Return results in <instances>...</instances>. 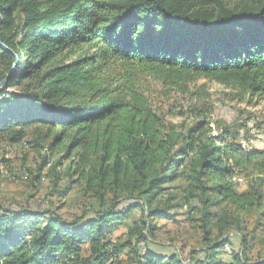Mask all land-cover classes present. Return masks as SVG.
<instances>
[{
  "label": "trees",
  "instance_id": "obj_1",
  "mask_svg": "<svg viewBox=\"0 0 264 264\" xmlns=\"http://www.w3.org/2000/svg\"><path fill=\"white\" fill-rule=\"evenodd\" d=\"M211 3L218 8L206 10ZM255 4L235 11L218 0H0V138L19 145L33 132V149L62 151L68 185L93 201L71 218L46 202L0 206V264H264L246 258L241 233L238 252L224 251L228 237L214 255L190 261L153 250L132 226L125 240L115 234L134 211L169 218L163 195L180 180L207 238L212 222L221 236L241 232L238 219L213 211L221 204L264 208V147L246 151L233 125L212 136L199 109L195 125L174 126L147 87L152 79L192 95L205 79L264 102V0ZM239 175L254 180L250 192L236 191Z\"/></svg>",
  "mask_w": 264,
  "mask_h": 264
},
{
  "label": "rangeland",
  "instance_id": "obj_2",
  "mask_svg": "<svg viewBox=\"0 0 264 264\" xmlns=\"http://www.w3.org/2000/svg\"><path fill=\"white\" fill-rule=\"evenodd\" d=\"M209 1V0H201ZM214 1V0H213ZM223 7L229 10H251L256 8L257 0H218ZM216 3L206 5L205 9L213 11L218 8ZM148 95L150 96L157 111L164 116L167 122L174 126L181 127L183 124L193 126L199 120L194 114V109H199L206 121L209 123L208 130L212 136L221 134L222 128L233 125L234 130L239 133V144L246 151L253 149H263L264 147V102L252 100L249 97L239 98L231 89H228L215 81L201 79L192 95H182L169 91L162 85L148 80ZM201 120V119H200ZM29 132L28 139L22 144L14 145L3 138H0V206L4 209L16 210L21 205L32 204L33 208L42 202L50 204L59 214L66 218L81 216L86 208L93 201L83 196L79 188H74L73 184L68 185L65 178L67 172V160H61L62 151H49L33 149L29 143L37 136ZM50 161L48 166L41 172L40 179L34 180L38 175L37 170L43 158ZM5 161V162H4ZM62 161V165H59ZM251 177L236 176L234 183L238 193L251 191L253 183ZM73 190L63 192L66 187ZM264 191V186L262 188ZM188 183L178 181L166 186L163 199L170 206L167 212L169 218L150 217L145 220L141 211H134L128 221L130 224L122 225L116 231V236L120 240L127 239L130 226L137 231L143 230L148 235L150 247L157 252H177L185 261L191 259L204 260L208 255H214L213 247L219 245L229 237L231 244L225 247L224 251L238 252L241 247V235L248 240L249 251L246 258L256 261L264 258V208L254 209L246 212H239L234 207L221 204L219 208H214L218 217L229 216L228 222L234 219L240 221V230H226L221 236L217 223L207 225L212 232L207 238L202 214L200 211H192L185 204V199L190 198ZM64 193V194H63ZM213 197L216 195L213 193ZM192 205H198L197 200L191 201ZM181 205L173 207L174 205ZM225 220V219H224ZM222 225L225 226V221ZM144 221L148 227L144 229ZM144 247V243H141ZM220 251L222 256L230 259L232 255ZM214 257L218 258V253Z\"/></svg>",
  "mask_w": 264,
  "mask_h": 264
}]
</instances>
